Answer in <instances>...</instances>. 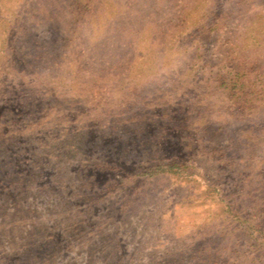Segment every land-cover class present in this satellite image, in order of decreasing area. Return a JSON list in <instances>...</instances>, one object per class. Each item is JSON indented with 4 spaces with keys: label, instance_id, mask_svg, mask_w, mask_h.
<instances>
[{
    "label": "rangeland",
    "instance_id": "374dc122",
    "mask_svg": "<svg viewBox=\"0 0 264 264\" xmlns=\"http://www.w3.org/2000/svg\"><path fill=\"white\" fill-rule=\"evenodd\" d=\"M0 264H264V0H0Z\"/></svg>",
    "mask_w": 264,
    "mask_h": 264
},
{
    "label": "trees",
    "instance_id": "16d2710c",
    "mask_svg": "<svg viewBox=\"0 0 264 264\" xmlns=\"http://www.w3.org/2000/svg\"><path fill=\"white\" fill-rule=\"evenodd\" d=\"M163 165L165 166V167H167V168H169V167H176V166H178V165H180V164H170V163H163ZM183 166V165H182Z\"/></svg>",
    "mask_w": 264,
    "mask_h": 264
}]
</instances>
